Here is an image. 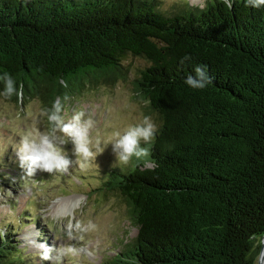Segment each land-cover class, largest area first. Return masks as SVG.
<instances>
[{"label": "trees", "instance_id": "obj_1", "mask_svg": "<svg viewBox=\"0 0 264 264\" xmlns=\"http://www.w3.org/2000/svg\"><path fill=\"white\" fill-rule=\"evenodd\" d=\"M177 7L167 12L160 0H0V71L22 85L8 99L39 97L50 108L86 81L126 79L127 55L144 58L152 67L141 70L135 90L159 130L148 157L113 170L99 188L120 192L138 227L109 264H258L264 7L245 0H232L231 8L222 0ZM196 65H207L204 89L184 83ZM16 230L0 229V264H26Z\"/></svg>", "mask_w": 264, "mask_h": 264}, {"label": "rangeland", "instance_id": "obj_2", "mask_svg": "<svg viewBox=\"0 0 264 264\" xmlns=\"http://www.w3.org/2000/svg\"><path fill=\"white\" fill-rule=\"evenodd\" d=\"M186 1L201 7L206 2ZM160 3L173 13L183 0ZM148 63L127 55L126 79L110 82L101 78L96 85L86 81L81 90L62 99V114L67 120L75 111L90 112L95 122L90 133L93 145L146 115L159 125L135 90L134 82ZM47 109L39 97L25 96L22 102L0 97V229H17L14 239L25 248L26 264H52L43 259L45 252L53 256L60 253L59 264H109L138 233L121 193L99 189L113 170L121 168L113 166L111 146L96 159L86 161L73 153L69 141L62 145L70 160L66 169L26 174L19 165L16 146L22 136H38L50 129L43 115Z\"/></svg>", "mask_w": 264, "mask_h": 264}, {"label": "clouds", "instance_id": "obj_3", "mask_svg": "<svg viewBox=\"0 0 264 264\" xmlns=\"http://www.w3.org/2000/svg\"><path fill=\"white\" fill-rule=\"evenodd\" d=\"M228 7H232V0H222ZM246 6L255 8L264 7V0H245ZM190 60L191 57H185ZM147 67H152L151 63ZM194 73L186 76L184 83L192 89H204L210 82L211 77L207 65H196ZM0 97L11 98L20 94L22 85L18 88L17 80L7 71H0ZM63 104L56 99L51 107L43 115L50 124L46 132L33 136L26 134L21 137L16 146L19 165L28 175L38 171L54 172L62 171L70 163L68 155L62 145L71 141L73 153L82 156L84 160L96 159L97 156L111 146L115 156L113 166L120 167L128 165L133 159L140 161L150 155V148L154 143L159 125L151 116H144L137 123L126 126L123 130H116L104 140L97 139L95 144L90 138L91 130L95 126L92 114L84 109L75 111L70 119L62 114ZM43 259L52 264H59L61 254L55 256L45 252Z\"/></svg>", "mask_w": 264, "mask_h": 264}, {"label": "water", "instance_id": "obj_4", "mask_svg": "<svg viewBox=\"0 0 264 264\" xmlns=\"http://www.w3.org/2000/svg\"><path fill=\"white\" fill-rule=\"evenodd\" d=\"M258 264H264V238L262 241V250L259 256Z\"/></svg>", "mask_w": 264, "mask_h": 264}]
</instances>
